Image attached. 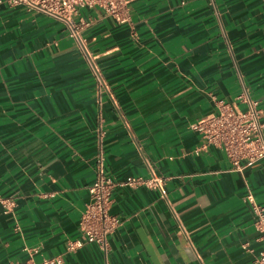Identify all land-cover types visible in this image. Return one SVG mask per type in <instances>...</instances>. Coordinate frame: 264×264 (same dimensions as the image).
I'll return each instance as SVG.
<instances>
[{"label":"crops","instance_id":"0c3cea01","mask_svg":"<svg viewBox=\"0 0 264 264\" xmlns=\"http://www.w3.org/2000/svg\"><path fill=\"white\" fill-rule=\"evenodd\" d=\"M130 25L83 9L100 89L64 25L0 7V264H252L264 245V162L234 171L191 128L243 88L264 112V0H132ZM243 108L242 105H240ZM104 152L109 177L160 178L167 191L118 185L110 251L68 252Z\"/></svg>","mask_w":264,"mask_h":264},{"label":"built area","instance_id":"2783aa9c","mask_svg":"<svg viewBox=\"0 0 264 264\" xmlns=\"http://www.w3.org/2000/svg\"><path fill=\"white\" fill-rule=\"evenodd\" d=\"M132 0H0L16 8L38 12L64 25L69 37L84 58L97 86L107 89V81L101 70L97 57L89 48L84 32L94 20L77 19L83 9H98L106 18H111L120 25L132 22L130 4ZM243 106V108L240 107ZM202 137V144L196 150L207 151L209 146H216L224 151L234 171L243 173L246 169L264 162V112L254 100L248 89L243 88L232 104L221 102L217 114L209 115L191 125ZM97 178L89 188L90 198L80 221L81 236L68 244V252H75L87 244H94L108 257L110 251L109 236L120 226L118 217L111 214L113 191L120 186L140 187L160 191L167 196L164 183L154 174L151 178L142 176L129 177L117 184L108 176L105 167L104 152L97 160ZM0 206L6 215L15 211V201L0 195ZM256 214L255 229L264 245V207L253 204ZM12 264H64L63 255L45 258L40 262L28 260ZM264 264V247L252 262Z\"/></svg>","mask_w":264,"mask_h":264}]
</instances>
